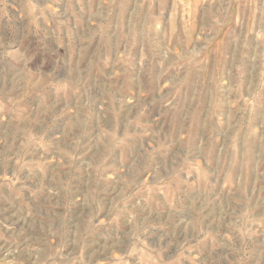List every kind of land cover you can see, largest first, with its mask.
I'll use <instances>...</instances> for the list:
<instances>
[{"label": "rangeland", "instance_id": "rangeland-1", "mask_svg": "<svg viewBox=\"0 0 264 264\" xmlns=\"http://www.w3.org/2000/svg\"><path fill=\"white\" fill-rule=\"evenodd\" d=\"M0 264H264V0H0Z\"/></svg>", "mask_w": 264, "mask_h": 264}]
</instances>
